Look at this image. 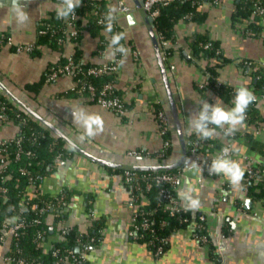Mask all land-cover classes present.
I'll list each match as a JSON object with an SVG mask.
<instances>
[{"label":"crops","instance_id":"obj_1","mask_svg":"<svg viewBox=\"0 0 264 264\" xmlns=\"http://www.w3.org/2000/svg\"><path fill=\"white\" fill-rule=\"evenodd\" d=\"M116 0H105L107 6H115ZM133 6V13H118V23L126 34L128 55L122 57L117 85L127 100L128 109L123 115L104 109L88 95L68 96L64 91L72 88L74 79L65 75L45 83L36 99L26 89V84L39 81L49 64H56L64 56L73 54L76 48L82 50L83 60L100 64L105 61L108 46L99 49L101 39L108 40L110 33L101 31L103 38L93 36L85 30L80 41L65 42L61 51L47 44L39 45L36 53H18L11 45L0 51V79L15 93L23 95L37 105L39 112L54 121L78 144L92 153L108 160L137 165L172 164L180 157L177 146L180 139L175 127L162 74L160 72L153 41L148 28L136 9L134 0H124ZM241 0H221L217 5H207L204 22L181 19L175 26L177 46L166 63L174 93L179 94L183 114L181 121L185 136L188 116L199 110L203 100L215 104L220 96L211 88L204 90L202 99L198 91L200 81L205 78L206 60L188 62L192 56L187 37L195 33H209L218 40L226 57L231 62L219 69V80L235 86H250L252 77L239 66L242 59H249L264 65V37L248 36L237 29L240 19L234 17ZM58 1H32L26 6L31 22L26 27L17 28L7 9H0V34L9 33L14 43H36L39 22L49 17ZM264 31V19L262 21ZM180 50H183L184 55ZM138 53V57L134 56ZM160 101L171 118V139L174 152L161 160L158 156L162 137L158 131L151 103ZM221 101L225 106L232 105ZM72 107H83L90 113L98 114L104 122V130L94 138L83 142L77 138L83 129L74 123ZM262 109V108H261ZM264 114V110H262ZM258 127L254 122L245 121L233 145L238 149L231 156L239 162L244 175L238 185H232L222 175L207 176L199 183L202 173L198 169L186 171L177 185V193L185 191L199 200V207H186L193 216L204 214L209 236L220 256L217 263L210 255L207 245L201 244L192 235L193 227L181 228L170 236L167 250L157 255L145 243L129 236L133 213L138 205L125 185L121 172H110L105 166L93 162L80 153L72 158L60 160L53 172L46 175L43 189L53 194L63 185H68L75 195L70 208L71 222H82L85 215L93 212L103 217L105 228L103 239L88 253L90 264H264V198L253 200L247 188V169L250 165L263 163L264 122ZM5 128V123L0 122ZM257 129V128H256ZM4 131V130H3ZM252 133L256 147L247 143L246 134ZM14 133V132H13ZM15 135V134H14ZM13 135V136H14ZM12 137V136H9ZM186 138V137H185ZM215 139L225 142L217 129ZM138 150L141 155L132 157L128 151ZM81 192V193H80ZM91 195L90 210L86 206V195ZM250 200V201H248Z\"/></svg>","mask_w":264,"mask_h":264},{"label":"trees","instance_id":"obj_2","mask_svg":"<svg viewBox=\"0 0 264 264\" xmlns=\"http://www.w3.org/2000/svg\"><path fill=\"white\" fill-rule=\"evenodd\" d=\"M58 1L59 0H53ZM264 3V0H261ZM107 5L105 0H82L80 6L76 9L79 18L76 20L75 24L80 29V33L77 38L72 39L73 41H80L83 37L84 31H88L93 36H100L103 38L101 31L104 26L98 24L97 15L94 14V8L100 10L106 9ZM254 9V1L252 0H241L237 5V8L234 13V17L237 19L247 18L252 14ZM192 13V19L197 22H204L207 17V12L203 9H199L197 5L193 4V0H175L168 5L160 7V13L155 20V30L158 33H162L167 38H175V26L177 22L181 19H187L186 16ZM49 17L41 19L38 27V34L36 44H47L55 50L61 51L65 43L58 42V38L62 34V29L65 27L64 20L56 18L55 10H52L49 14ZM84 18L86 20H84ZM249 27L254 29L257 32L263 31L262 23L257 21V23H250ZM45 29L46 32L41 33L40 30ZM119 32L124 31L119 27ZM111 35V34H110ZM9 33L0 34V51L7 45V38ZM110 39V38H109ZM108 39V41H109ZM211 43L209 47H205L204 44ZM122 43L127 46L129 41L126 39ZM188 47L192 53V56L187 58L188 62H192L194 59L201 60L206 59V65L204 71L208 75V84L206 88H211L220 96V98L231 104L232 99L235 95V85L229 82H219V69L231 62V58H228L224 55L223 49L220 45V42L212 38L209 33H195L187 37ZM104 48V45L101 44L99 49ZM38 51V48L33 50L34 53ZM184 55V51L180 50ZM173 53L172 48H169L165 52V63L168 62V57ZM120 54V53H119ZM82 50L76 48L74 51V58L78 69H86L95 63L92 62H83ZM216 57V62L212 63L211 58ZM67 60V56L62 57L58 63L64 64ZM244 71L248 68L249 74L252 77V82L250 83L249 88L255 93H261L264 91V65H261L257 62H254L249 59H242L238 62ZM55 64H49L46 68L43 77L34 83L26 84V89L33 99H36V95L41 90L42 86L47 83L46 73L49 72L52 66ZM256 67V69H254ZM79 76H82L80 74ZM114 74H107L102 77L91 78V81L97 85L106 82L109 79H113ZM205 88L198 87V91L201 94V98L205 97L203 93ZM68 96H78L79 92L69 88L64 91ZM15 94L18 95L17 92ZM95 101V100H94ZM232 105V104H231ZM153 106L156 108H162V103L156 101L153 103ZM3 107V110H2ZM38 111L39 108L37 109ZM0 111L5 112L8 120L13 121L20 129H23L21 133L23 138V146L27 149L34 151V155L29 157L26 154H23L22 157L18 160L13 159L7 171L11 172L12 176L8 179L5 184L8 186V199H0V223L4 214L10 216H15L18 213V208L21 202V191L25 189L28 183V175H47L50 172H53L57 167L56 156L62 154L64 160L72 158L76 153V150H68L67 142L62 139L60 136L56 135L48 127L43 125L41 122L30 116L26 110L20 107L12 99H10L3 91L0 93ZM249 116V122H264V114L260 106L256 105V102L250 105L247 110ZM23 118H26V122H23ZM248 121V120H245ZM187 144L191 140H196L198 137L195 134H187L186 136ZM167 138H171V132L167 135ZM246 141L251 147H256L254 136L252 133L247 132ZM208 141L212 145L208 144ZM224 145V142H221L218 139L211 138L205 140V144L200 148V151L203 155L213 153L215 149L220 148ZM11 146V155L14 154L15 142L10 144ZM174 152L173 146L169 147L164 157H161V160L169 157ZM261 152L264 153V145L261 148ZM11 156V157H12ZM22 168H27L28 175L22 173ZM106 169L110 172H121L123 176V181L125 185L131 191V195L145 194L148 198V202L142 203L140 199H134L138 205L137 210L134 213L133 223L129 228L135 231L134 237L130 236L133 240L140 241L145 243L151 250L156 251L160 249L158 255L163 254L170 245V236L172 233L176 232L181 228H188L189 226L193 227V232L198 236H207L208 242L205 244L200 238L199 242L203 245H207L211 257L217 262L220 263V256L216 251V248L209 236L206 220L200 219V215L193 216L190 210H180L171 213L169 209L164 206L165 198L160 193V189L164 188L168 190L173 195H178L177 190L170 183H153L151 188H148V183L154 176H157L164 172H177L179 168L173 169H149V170H137L135 173L134 179L132 181H127L125 178L124 169H116L109 166H106ZM254 175H248L247 188L249 195L253 200H261L264 198V165L263 163L254 165ZM152 182V181H151ZM138 185L140 189L135 187ZM75 193L74 190H69L67 192V198L70 195ZM81 193V192H80ZM133 197V196H132ZM91 195H86V206L90 210V201ZM25 215V214H24ZM29 220L34 218L35 213H28L25 215ZM66 217V216H65ZM147 221L148 226L143 227V223ZM136 226L138 228H136ZM36 227V226H34ZM105 228V222L103 217H97L94 219L92 225L88 228L87 233H82L79 226L74 225L68 232V237L65 242L59 243L61 254L66 252L67 248L77 249L78 243H81L80 249L86 244H90L91 248L97 246L103 239V231ZM35 231L36 228L31 229L27 236H24L20 239V246L24 250V254L29 258H40L45 261H51V255L42 253L40 249L36 247L35 242ZM1 233V228H0ZM78 255L81 254L80 251L77 252ZM77 264V263H73ZM84 264H90L88 260H85Z\"/></svg>","mask_w":264,"mask_h":264},{"label":"built area","instance_id":"obj_3","mask_svg":"<svg viewBox=\"0 0 264 264\" xmlns=\"http://www.w3.org/2000/svg\"><path fill=\"white\" fill-rule=\"evenodd\" d=\"M175 0H143V8L153 18V23L156 20V17L160 13V7L168 5ZM221 0H193V4L197 5L199 9H204L207 5H217ZM254 1V9L252 14L247 18H240L237 25V29L242 33L252 36V37H264V31L257 32L254 29L249 27L250 23H257V21L262 23L264 19V3L261 0H252ZM115 6H107L106 9L100 10L94 8L93 12L97 15L98 24L104 26V16L108 9L115 7L117 9V19L114 23L113 32H119V23H118V13H131L134 10V7L129 5L124 0H116ZM79 18V15L75 11L68 19L64 20L65 27L62 29V34L58 38V42L65 43L72 39L78 37L80 29L76 26L75 22ZM187 19L192 20V13L186 16ZM84 20H86L84 18ZM155 27V23H154ZM41 33L46 32L45 29L40 30ZM85 32V31H84ZM157 32V31H156ZM157 38L160 43L162 56L165 60V52L172 48L173 52L177 46V40L174 38H167L162 33L157 32ZM7 45H11L18 53H32L35 48L39 45L36 43H14L12 36L9 34L7 38ZM101 44L108 46L109 41L106 39H101ZM211 43H206L204 46L207 48ZM128 49V46H126ZM135 57H138V53H133ZM173 54V53H172ZM122 55L117 53L115 58L110 61H105L100 64H94L89 66L86 69H78L76 64L74 53L70 54L67 57V60L64 64L56 63L52 66L51 70L46 73V81L52 82L61 76H71L74 79V85L72 90L79 92L81 95H88L90 98L95 100L100 106L104 109H108L116 112L119 115H123L127 109V100L123 94L120 93L117 79L119 76V71L122 62ZM171 56L168 57V59ZM206 60V59H201ZM83 62H85L83 60ZM211 62H216V57L211 58ZM256 69V67H254ZM204 76L200 83V88L207 89L208 84V75L205 71ZM82 74V76H79ZM107 74H114L113 79H109L106 82H103L100 85H97L91 81V78L102 77ZM221 80H219L220 82ZM222 82V81H221ZM236 88L238 86H235ZM0 89V93H1ZM256 96V105L260 106L264 110V91L261 93H255ZM151 109L155 114V118L158 124V131L162 137V146L159 149L158 156L164 157L166 150L173 145L172 139L167 138V135L171 131V118L169 113L162 107L156 108L151 103ZM3 110V107H2ZM30 115V114H29ZM31 116V115H30ZM26 118H23V122H26ZM246 120L250 121L248 114L246 115ZM0 122L9 124L13 121L8 120L5 112L0 111ZM253 122V121H252ZM256 126L255 132L259 131V126L261 122H254ZM15 124V123H14ZM16 125V124H15ZM18 130L16 134L12 137H0V199H8L9 188L5 182L11 178V172L7 171V167L10 162L15 159L18 160L22 157L23 154L31 157L34 155V151L31 149L25 148L23 145L24 136L23 129H20L16 125ZM220 132L223 135L222 130ZM245 135L237 131L232 136H224L225 142L224 145L220 148L215 149L213 153L203 155L200 151V148L205 144V141L199 139L191 140L187 144V156L178 167L177 172H164L157 176H154L151 181L148 183V188H151L152 184H161V183H170L177 188L179 180L183 174L191 169H198L201 171L202 175L199 178V183L203 184L207 176H213L214 174L209 173L208 167L211 164V159L214 158L225 146L233 145V141L240 135ZM15 142L16 146L14 149L13 156L11 155V146L10 144ZM209 145H212L208 141ZM234 154L231 153V156ZM128 155L132 157H137L141 155V152L138 150L128 151ZM12 156V157H11ZM60 160H63L62 154L56 156V163ZM22 173L28 175L27 168H22ZM132 170L125 171V178L127 181H132L134 179L135 173ZM249 175H254V165H250L247 169ZM46 175H28V183L23 191H21V202L18 208V213L15 216H10L4 214L1 223V233H0V264H84L87 259L88 253L90 252V244L86 243L81 249V243H78L77 249L67 248L64 254H61L59 243L65 242L68 237L69 230L74 226L69 218V211L71 206L75 201V195L72 194L67 198V192L72 190L68 185H63L58 192L53 194H47L43 189V182ZM140 189L138 185L135 187ZM160 193L166 199L164 206L171 211V213L178 212L180 210H186L182 205L179 195H173L168 190L161 188ZM134 199H140L144 204L148 202V198L145 194L132 195ZM138 208V207H137ZM137 210V209H136ZM1 211V207H0ZM35 213L34 218L30 220L26 218L25 215L28 213ZM135 213V212H134ZM131 219L130 225L133 223V217ZM25 214V215H24ZM66 216V217H65ZM94 213L91 211L85 215V218L82 222L76 223L82 233H87L88 228L92 225L95 218ZM200 219L205 220L206 217L204 214L200 215ZM36 226V227H34ZM148 226V222L143 223V227ZM36 228L35 231V242L36 247L41 250L42 253L51 255V261H45L40 258H29L24 254L23 248L20 246V239L24 236H27L28 232ZM136 228H138L136 226ZM129 236H136L135 231L129 228ZM192 235L195 239L199 241L201 238L205 244L208 242L207 236H198L192 231ZM78 251L81 254L78 255ZM160 249L154 251L157 255Z\"/></svg>","mask_w":264,"mask_h":264},{"label":"clouds","instance_id":"obj_4","mask_svg":"<svg viewBox=\"0 0 264 264\" xmlns=\"http://www.w3.org/2000/svg\"><path fill=\"white\" fill-rule=\"evenodd\" d=\"M81 3L82 0H59L55 8L56 18L68 19ZM0 9H7V12L11 13L17 28L26 27L31 22V15L22 0H0ZM103 19L105 31L111 34L105 59L113 60L117 53L126 58L128 49L122 43L126 39V34L113 32L117 9L115 7L108 9ZM256 99L254 92L249 87L239 85L235 89L231 107L225 106L221 99L217 100L215 104L203 100L198 103L199 110L188 116L187 131L189 134H195L201 141L214 138L217 135V129L222 130L224 136H232L243 126L247 110L250 105L256 102ZM71 108L74 123L83 129L82 134L77 138L79 141L83 142L86 138H94L104 130L103 119L98 114L90 113L83 107L71 106ZM67 146L70 151L77 148V144L72 139H67ZM236 151L238 149L235 145L223 147L211 159V164L208 167L210 175H222L232 185H238L243 179L244 172L239 162L231 158V153ZM179 195L185 201L186 207L190 209L199 207V200L187 192L182 190Z\"/></svg>","mask_w":264,"mask_h":264},{"label":"water","instance_id":"obj_5","mask_svg":"<svg viewBox=\"0 0 264 264\" xmlns=\"http://www.w3.org/2000/svg\"><path fill=\"white\" fill-rule=\"evenodd\" d=\"M32 1H50V0H22L25 6H28ZM136 4V9L140 12L147 28L150 33L151 39L153 41L156 57L158 60L160 72L162 74V78L164 81V85L166 88L168 101L171 109V114L173 117V121L175 127L177 129L180 145L177 146L178 151H180V157L177 161L173 162L172 164H156V165H137V164H126V163H119L108 160L101 156H98L91 151L87 150L86 148L82 147L76 141L71 138L68 133H66L59 125H57L54 121L49 120L43 114H41L37 110V105L33 104L30 100H27L23 95L15 94L4 82L0 79V89L15 103H17L20 107H22L28 114H30L33 118L41 122L43 125L48 127L51 131H53L56 135L60 136L67 142V139H72L76 144L77 148L75 149L78 153L84 155L89 160L101 164L103 166H109L116 169H124V170H159V169H173L177 168L181 165L183 160L187 156V142L183 130V125L181 121V115L183 114L182 105L180 102V96L177 93H174L171 85V79L168 75L167 66L165 60L162 56L161 47L159 40L157 38V32L154 27L153 18L147 14V12L143 8V0H134ZM135 9L131 12L133 13ZM250 201V200H248Z\"/></svg>","mask_w":264,"mask_h":264},{"label":"rangeland","instance_id":"obj_6","mask_svg":"<svg viewBox=\"0 0 264 264\" xmlns=\"http://www.w3.org/2000/svg\"><path fill=\"white\" fill-rule=\"evenodd\" d=\"M1 127H3V126L1 125ZM17 130H18L17 126L14 123L12 124V122H11L8 125H6L5 128L4 127L1 128L0 137L13 136L14 134H16Z\"/></svg>","mask_w":264,"mask_h":264}]
</instances>
